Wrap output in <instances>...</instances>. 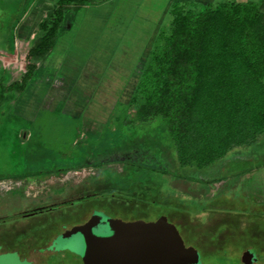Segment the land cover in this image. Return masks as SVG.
<instances>
[{
    "label": "rangeland",
    "instance_id": "1",
    "mask_svg": "<svg viewBox=\"0 0 264 264\" xmlns=\"http://www.w3.org/2000/svg\"><path fill=\"white\" fill-rule=\"evenodd\" d=\"M21 1H0V80L7 85L32 63L25 40L9 52L24 14ZM177 1L211 0L69 7L51 63L56 72L40 73L31 93H6L0 104V264H83L80 239L62 234L83 221L84 211L118 214L111 203L127 204L139 210L132 216L146 220L171 211L189 243L193 229L202 230L209 241L199 264H241L246 248L264 264V167L256 168L264 144L236 147L206 170L182 167L163 123L144 121L130 106L157 34L171 31ZM225 1L251 0L211 3ZM44 207L53 209L21 216Z\"/></svg>",
    "mask_w": 264,
    "mask_h": 264
},
{
    "label": "trees",
    "instance_id": "2",
    "mask_svg": "<svg viewBox=\"0 0 264 264\" xmlns=\"http://www.w3.org/2000/svg\"><path fill=\"white\" fill-rule=\"evenodd\" d=\"M111 1L57 0L56 10L38 25L27 73L11 85L0 80V104L6 93L27 90L37 61L54 50L69 7ZM170 15L171 31L157 34L130 106L144 121L163 123L182 167L206 170L236 147L263 145L264 0L177 1Z\"/></svg>",
    "mask_w": 264,
    "mask_h": 264
},
{
    "label": "water",
    "instance_id": "3",
    "mask_svg": "<svg viewBox=\"0 0 264 264\" xmlns=\"http://www.w3.org/2000/svg\"><path fill=\"white\" fill-rule=\"evenodd\" d=\"M100 221L99 217L93 216L86 224L76 225L63 234L64 238L77 235L81 239L83 264L198 263L197 250L185 246L177 228L166 216L155 222L126 223L110 219L112 234L102 237L95 232ZM252 258L249 251L245 252L244 264H251Z\"/></svg>",
    "mask_w": 264,
    "mask_h": 264
},
{
    "label": "flooded vegetation",
    "instance_id": "4",
    "mask_svg": "<svg viewBox=\"0 0 264 264\" xmlns=\"http://www.w3.org/2000/svg\"><path fill=\"white\" fill-rule=\"evenodd\" d=\"M101 197V195H99V196H97V197H95L94 199L95 200H97V199H99ZM89 199V198H88ZM80 200H84V199H80ZM74 203V201H72V202H70L69 203V205H72ZM111 205H113L114 206V211H113V208H112V206H111V208H112V211L113 212H116L117 210H118V212H116V213H120L121 215H118V214H114V213H111V209H110V211L109 210H103V211H100V213H91V214H89L88 216H86V212L84 211L82 214H81V217L83 218L82 220L83 221H81V222H78V223H76L75 224V226L76 225H84V224H86L87 222H89L90 221V219L93 217V216H96V217H99V219L101 220L100 221V223H99V225H98V227L95 229V232H96V234L98 235V236H100V237H102V236H109V235H111L112 233H111V230H110V226H109V223H108V221L110 220V219H119V220H122L123 222H126V223H128V222H133V221H145V222H155L156 220H158L160 217H162V216H166L167 217V219H168V221L171 223V224H173V225H175V227L177 228V230H178V232H179V234H180V237L182 238V240H183V242H185V246L186 247H194L196 250H197V252H198V255H199V257H198V263L197 264H199V263H201V249L200 248H203L204 246H205V244L206 243H208V241L209 240H207L206 238H205V236H204V233H202L203 231L202 230H197V231H195V229H193V233H192V235H194V240H193V242L192 243H189L186 239H185V236L187 237V234L188 233H186V230L184 231V233H183V231L178 227V225H176V224H174L172 221H171V219H170V217H171V215L169 214L171 211H169L167 214H161V215H159V217L158 218H155V219H150V220H146V219H144L143 217H140L141 215H139V214H137V216H132L133 215V213H137L138 211H134V210H129L128 209V207H127V204H124V205H122V206H120L121 208L120 209H118L117 207L119 206V205H117V204H112L111 203ZM126 207H127V209H126ZM52 210L53 209V207H44V208H36V209H34V210H32V211H30V212H27V213H25V214H23V215H21V216H30V215H36V214H41V213H43V212H46V210ZM180 225V227H183L184 226V224H182V223H179ZM187 228V227H186ZM102 231V232H101ZM199 232H201V233H199ZM185 235V236H184ZM62 236H63V234H62ZM74 236H76V237H78L77 235H74ZM73 236V237H74ZM78 239H80L79 237H78ZM80 242H81V239H80ZM82 246V245H81ZM250 252L252 255H253V258H252V262H251V264H259V261H258V258H257V253L255 252V250L253 251L251 248H246V249H244L243 250V252L241 253V259H240V261H241V264H244V262H243V257H244V255H245V252ZM249 255H247V257H248ZM82 259V258H81ZM247 259V258H246ZM82 262H83V260H82Z\"/></svg>",
    "mask_w": 264,
    "mask_h": 264
},
{
    "label": "crops",
    "instance_id": "5",
    "mask_svg": "<svg viewBox=\"0 0 264 264\" xmlns=\"http://www.w3.org/2000/svg\"><path fill=\"white\" fill-rule=\"evenodd\" d=\"M1 2L3 0H0ZM15 1V0H14ZM57 0H23L21 1L23 3L24 7V14L23 17L20 18L18 27L15 28V42H14V51L16 50V47L19 45V41L21 40L20 46H22V40H25L26 46L28 47L27 53L34 43V39L36 38V30H38V25L41 21L48 18L57 8L56 6ZM115 1V0H114ZM211 0L210 2H212ZM262 1V0H260ZM48 13L49 15L42 19L36 18V14H43ZM60 40V39H59ZM58 40V41H59ZM58 44V43H57ZM56 44V46H57ZM55 46V47H56ZM55 50V48H54ZM54 50L45 58V60L41 63L39 66L33 80L30 82V84L27 87V93H31L32 88H35V85H38L37 78L40 73H43L42 76H49L54 74L56 72V66H52V60L54 61ZM0 52H4L3 50ZM61 52H63L61 50ZM62 55V54H61ZM60 56H57L59 59ZM56 58V59H57ZM39 64V63H38ZM46 65V67H44ZM38 66V65H37ZM43 86L39 84L38 89L46 90V88H42ZM37 88V87H36ZM29 89V90H28ZM29 103V100H28ZM264 201V199H263Z\"/></svg>",
    "mask_w": 264,
    "mask_h": 264
}]
</instances>
